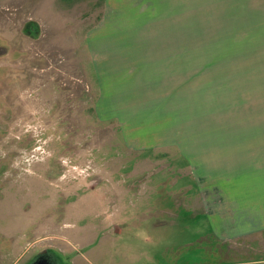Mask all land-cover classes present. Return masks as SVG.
<instances>
[{"label":"rangeland","instance_id":"374dc122","mask_svg":"<svg viewBox=\"0 0 264 264\" xmlns=\"http://www.w3.org/2000/svg\"><path fill=\"white\" fill-rule=\"evenodd\" d=\"M198 138L264 147V0H0V264L264 254L184 209L218 195L179 146Z\"/></svg>","mask_w":264,"mask_h":264},{"label":"crops","instance_id":"0c3cea01","mask_svg":"<svg viewBox=\"0 0 264 264\" xmlns=\"http://www.w3.org/2000/svg\"><path fill=\"white\" fill-rule=\"evenodd\" d=\"M96 57L97 62L102 64L125 63V58L120 54ZM128 116L137 117L136 114ZM168 133L169 131L164 135ZM186 141L183 140L179 145L186 157L191 160L199 155V158L192 160L194 165L199 166L194 175L205 184L204 188L218 194L215 197L217 199L212 201L210 197H206L207 191H204L203 200L199 203L201 205L196 209H190L187 204L188 208L184 209L190 214L191 220L201 219V224L208 225L206 234L215 237L221 247L228 246L233 241L240 243L243 238L256 239V235L261 236L264 233V147H252L245 153H238L240 148L233 149L229 144L228 147L219 148L218 143H202L206 141L204 138H198V142ZM212 144L216 146H211ZM228 151H232L230 155H227ZM189 153L192 155L189 156ZM231 248L230 255L227 251L218 249V253H215L218 264H264V258H254L255 254H262L257 256L264 257L263 250L257 249L256 245L249 248L253 251L246 253L252 254L247 259H236L235 247Z\"/></svg>","mask_w":264,"mask_h":264},{"label":"flooded vegetation","instance_id":"af4514ba","mask_svg":"<svg viewBox=\"0 0 264 264\" xmlns=\"http://www.w3.org/2000/svg\"><path fill=\"white\" fill-rule=\"evenodd\" d=\"M58 256L59 255L55 254L54 252L51 253L47 250H41L29 256V258L26 260L24 264H48V263L62 264L61 262H59Z\"/></svg>","mask_w":264,"mask_h":264},{"label":"water","instance_id":"95a60500","mask_svg":"<svg viewBox=\"0 0 264 264\" xmlns=\"http://www.w3.org/2000/svg\"><path fill=\"white\" fill-rule=\"evenodd\" d=\"M44 252V251H43ZM48 264H57V263H48Z\"/></svg>","mask_w":264,"mask_h":264}]
</instances>
